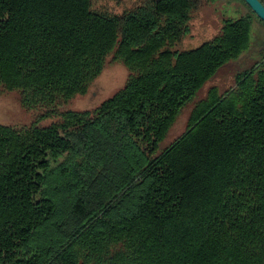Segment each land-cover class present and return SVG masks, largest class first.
Instances as JSON below:
<instances>
[{"label": "trees", "instance_id": "1", "mask_svg": "<svg viewBox=\"0 0 264 264\" xmlns=\"http://www.w3.org/2000/svg\"><path fill=\"white\" fill-rule=\"evenodd\" d=\"M217 1L139 0L110 15L92 0H0V86L60 119L0 124V264H264V23L231 0L247 11L176 49ZM109 59L125 86L92 111H60ZM245 59L236 88L211 87L158 152L183 109ZM49 155L70 157L67 203L44 190Z\"/></svg>", "mask_w": 264, "mask_h": 264}, {"label": "rangeland", "instance_id": "2", "mask_svg": "<svg viewBox=\"0 0 264 264\" xmlns=\"http://www.w3.org/2000/svg\"><path fill=\"white\" fill-rule=\"evenodd\" d=\"M139 0H92V10L110 15H120L123 12L135 7ZM246 7L238 1L220 0L210 4L199 12L192 15L190 21V34L176 47L180 51L193 50L202 44L211 41L220 34L223 21L237 18L245 13ZM259 34L264 30L257 25L255 32ZM261 44H254L252 50L258 49ZM252 52V51H251ZM252 61L230 64L219 71L216 77L210 81L181 112L178 120L172 127L166 139L160 143L159 151L165 149L186 130L188 119L195 104L205 98L211 87L220 88L221 92L227 91L235 86L234 76L237 71L246 69L252 65ZM129 72L121 62L109 59L106 62L103 72L92 84L86 95L76 96L62 105L60 111H92L103 102L113 97L126 84ZM41 113L28 111L22 107L20 96L17 92L5 90L0 86V124L16 128L30 126L39 123L40 126H49L60 121L58 117L39 119ZM69 155L53 157L49 155V169L45 172V191L57 196V202L67 203L70 200L69 192L63 186L68 177L60 174L62 168H67Z\"/></svg>", "mask_w": 264, "mask_h": 264}, {"label": "water", "instance_id": "3", "mask_svg": "<svg viewBox=\"0 0 264 264\" xmlns=\"http://www.w3.org/2000/svg\"><path fill=\"white\" fill-rule=\"evenodd\" d=\"M256 16L264 23V3L261 0H244ZM236 86L233 87L235 89Z\"/></svg>", "mask_w": 264, "mask_h": 264}]
</instances>
